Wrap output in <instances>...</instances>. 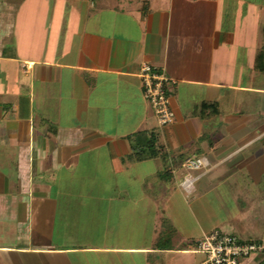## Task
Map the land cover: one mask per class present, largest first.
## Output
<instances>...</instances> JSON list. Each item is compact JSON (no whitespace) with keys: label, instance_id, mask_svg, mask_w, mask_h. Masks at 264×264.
Instances as JSON below:
<instances>
[{"label":"crops","instance_id":"obj_1","mask_svg":"<svg viewBox=\"0 0 264 264\" xmlns=\"http://www.w3.org/2000/svg\"><path fill=\"white\" fill-rule=\"evenodd\" d=\"M76 200L106 211L75 232ZM214 229L264 244V0H0V264H200Z\"/></svg>","mask_w":264,"mask_h":264},{"label":"built area","instance_id":"obj_2","mask_svg":"<svg viewBox=\"0 0 264 264\" xmlns=\"http://www.w3.org/2000/svg\"><path fill=\"white\" fill-rule=\"evenodd\" d=\"M144 99L149 103L154 116L161 126L171 124L175 114L167 93L169 81L166 72L155 66L143 63L139 69ZM208 166L205 157H190L185 159L183 167L188 170H201ZM193 182L190 174L186 175L181 186L188 191ZM194 249L205 255L200 264H239L240 260L252 253L264 251V244L256 241L242 240L239 237L214 229L204 234L194 244Z\"/></svg>","mask_w":264,"mask_h":264},{"label":"rangeland","instance_id":"obj_3","mask_svg":"<svg viewBox=\"0 0 264 264\" xmlns=\"http://www.w3.org/2000/svg\"><path fill=\"white\" fill-rule=\"evenodd\" d=\"M146 171L148 172L149 170L147 169V170H145V172ZM120 178L123 180V179L126 178V175L122 174L120 176ZM95 189L97 190V187ZM61 198L64 199L65 197L63 196ZM76 201H71L70 203H68L67 206L69 208H67V210L65 211L67 213V216L69 217V219H67V221H69L70 223H74L75 224V226H74L75 227L74 228L75 232L78 231V230H81L80 229V220L83 221L82 217H84V215L86 216V212L87 211L89 213H91L90 216H92L94 214V216L98 215V217L101 214H103V212L106 211L103 207H101V208L93 207L92 203L90 205V208H87V207L82 208V207H79V206H82V203L80 204V200H76ZM88 207H89V205H88ZM62 212H63V210H62ZM70 217H72V218H70ZM84 220H85V218H84ZM90 220L92 222L91 223L92 225H90V229L94 228V229H96V231L99 232L102 229L103 222H106L107 219H104V217H101V218L94 219V222H93V218L92 219L90 218ZM111 221H112V219L110 220V222ZM132 222H135L137 226L136 227L131 226V225H133ZM122 223L123 224H122V227H121V230H120V234H121L120 235V242H129V241H131L133 243H139V242H142L144 240L143 239L144 236L141 235V227H142V225L144 223V220H140V219L131 220L130 218L125 217V219H122ZM130 231H131V233H130ZM64 242L68 243L70 241L68 240V242H67L65 240Z\"/></svg>","mask_w":264,"mask_h":264},{"label":"trees","instance_id":"obj_4","mask_svg":"<svg viewBox=\"0 0 264 264\" xmlns=\"http://www.w3.org/2000/svg\"><path fill=\"white\" fill-rule=\"evenodd\" d=\"M150 144V143H149ZM152 152H151V155H155V153H156V150L155 149H153V150H151Z\"/></svg>","mask_w":264,"mask_h":264}]
</instances>
